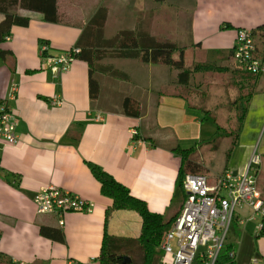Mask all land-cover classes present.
<instances>
[{
  "label": "crops",
  "instance_id": "0c3cea01",
  "mask_svg": "<svg viewBox=\"0 0 264 264\" xmlns=\"http://www.w3.org/2000/svg\"><path fill=\"white\" fill-rule=\"evenodd\" d=\"M100 7L106 10L105 36L120 28L146 30L184 45L188 66L203 60L208 49L233 46L239 28L264 22V0H56V21L33 17L27 25H13L1 45L12 51L14 69L10 57H0V98L10 105L18 135L14 143L0 139V251L11 262L100 264L97 255L105 232L113 250L141 262L143 251L136 241L140 215L133 209H113L106 216L112 200L101 193L87 160L168 219L184 198L177 184L181 158L172 147H188L215 130L206 122L207 113L188 103L177 70L165 63L103 59L146 91V110L140 116L118 112L116 103L108 101L102 108L91 107L84 59L77 57L57 77L43 67L39 40L46 39L52 50L74 45ZM263 126L264 73L228 168L243 171L255 149L264 155ZM50 183L92 200L93 209L70 211L60 225L53 213L37 211L33 200L39 187ZM236 210L242 227L240 237L230 242L235 264H264L261 218L249 206ZM169 258L163 255L162 264H171Z\"/></svg>",
  "mask_w": 264,
  "mask_h": 264
},
{
  "label": "trees",
  "instance_id": "16d2710c",
  "mask_svg": "<svg viewBox=\"0 0 264 264\" xmlns=\"http://www.w3.org/2000/svg\"><path fill=\"white\" fill-rule=\"evenodd\" d=\"M33 17L56 21V0H0V57L2 59L11 58L9 61L11 69H14L13 53L4 48L1 43L10 35L13 25H27ZM105 18V8H98L83 25L82 31L74 43L79 47L78 57L84 59L89 66L91 107L102 108L108 101L116 103L114 110L129 115L140 116L146 110V91L134 84L125 70L104 62L105 58L130 57L145 62L165 63L177 70L178 82L189 91L202 85L192 83V78L197 73H230L229 81L237 88V92L230 101L231 114L227 123L220 124L212 117L215 130L210 137L203 138L188 147L178 144L172 147V150L176 151L181 158L177 184L182 188L183 177L187 172L203 173L207 168L196 156L199 145L202 143L214 142L222 137L227 138L224 170L228 168L233 150L243 130L259 78L263 73L249 71L236 62L233 59L234 46L208 49L203 60L195 61L193 65L188 66L185 63L184 45L172 40L160 39L140 28H120L111 36H105ZM250 29L255 44L254 54L264 58V22ZM44 42L48 43L46 39L39 40V43ZM174 52L178 53L176 57ZM194 90L196 91V89ZM3 99L0 98V102ZM187 100L191 106L210 113L209 109L191 103L188 97ZM204 116L209 118L207 115ZM77 138L75 137L73 141L76 142ZM87 164L92 174L100 182L101 193L112 200L110 207L106 209V216L113 209H133L141 217V228L136 239L143 251L141 262H136L130 255L131 261H124L123 256L128 254L113 250L109 245V234L105 232L97 255L100 264H162L161 243L179 211L166 219L163 213L150 210L144 199L133 195L128 186L104 168L88 160ZM258 185L264 196V175L258 176ZM260 233H264V227L259 230ZM232 248L233 244L229 242L226 245V251L221 252L218 264L236 263V259L230 256ZM12 263L0 251V264Z\"/></svg>",
  "mask_w": 264,
  "mask_h": 264
},
{
  "label": "built area",
  "instance_id": "2783aa9c",
  "mask_svg": "<svg viewBox=\"0 0 264 264\" xmlns=\"http://www.w3.org/2000/svg\"><path fill=\"white\" fill-rule=\"evenodd\" d=\"M233 59L245 69L264 73V58L255 56V44L250 28H239L234 43ZM79 47L52 50L48 43L39 44L43 67L57 77L71 68L77 59ZM59 102L57 96L53 99ZM138 135L136 128L131 129ZM0 139L14 143L18 140L16 120L6 98L0 102ZM262 157L254 150L241 172L226 168L215 184H208L205 173L187 172L183 177L185 196L181 209L168 228L161 247L163 255L170 257L171 264H192L195 257L199 264H218L222 247L238 207L249 206L254 216H259V229L264 227V196L258 185V171ZM37 211L53 213L60 225L65 223V214L70 211H91L94 202L74 191L55 185H43L34 193ZM162 255V258H163ZM236 257V250H230ZM258 256L252 261H258ZM12 264H32L23 260ZM70 264H77L71 262Z\"/></svg>",
  "mask_w": 264,
  "mask_h": 264
},
{
  "label": "rangeland",
  "instance_id": "374dc122",
  "mask_svg": "<svg viewBox=\"0 0 264 264\" xmlns=\"http://www.w3.org/2000/svg\"><path fill=\"white\" fill-rule=\"evenodd\" d=\"M230 76L231 74L227 72L197 73L192 78V83H200L202 85L198 88H194L196 89V91L194 89L189 91L186 87H181V91H183L187 95L191 103H195L205 109L210 110V113H207V116L210 119L207 118L206 122L212 125L213 130L215 126L213 124L212 117H214L220 124L225 125L227 123L229 115L231 114L230 101L235 96L237 88L230 83ZM263 130L264 126L262 128V131ZM227 144V138L222 137L214 142H205L199 145L196 156L207 166V168L204 169L203 173L206 174L208 178V184L210 185L215 184L220 174L224 171L225 148ZM262 159L263 162L259 165V177L264 175V155H262ZM183 195L185 196L184 190ZM237 216L238 210L235 211L226 238V242L222 247V252L226 251V245L229 242H234L237 237H240L242 226L238 221ZM132 254L136 257L135 253ZM199 263V257H195L192 261V264Z\"/></svg>",
  "mask_w": 264,
  "mask_h": 264
},
{
  "label": "water",
  "instance_id": "95a60500",
  "mask_svg": "<svg viewBox=\"0 0 264 264\" xmlns=\"http://www.w3.org/2000/svg\"><path fill=\"white\" fill-rule=\"evenodd\" d=\"M123 260L126 261V262H129V261H131V258H130L129 255H124L123 256Z\"/></svg>",
  "mask_w": 264,
  "mask_h": 264
}]
</instances>
